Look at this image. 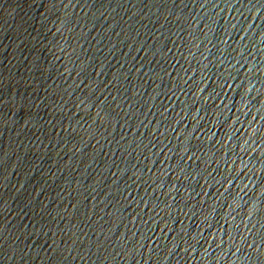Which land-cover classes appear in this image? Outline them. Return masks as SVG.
<instances>
[{
    "label": "water",
    "instance_id": "water-1",
    "mask_svg": "<svg viewBox=\"0 0 264 264\" xmlns=\"http://www.w3.org/2000/svg\"><path fill=\"white\" fill-rule=\"evenodd\" d=\"M0 264H264V0H0Z\"/></svg>",
    "mask_w": 264,
    "mask_h": 264
}]
</instances>
